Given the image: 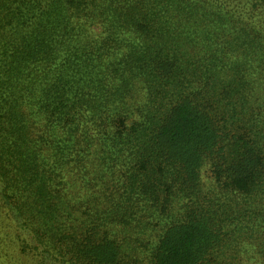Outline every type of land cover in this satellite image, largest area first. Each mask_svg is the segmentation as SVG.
Masks as SVG:
<instances>
[{"label": "trees", "instance_id": "trees-1", "mask_svg": "<svg viewBox=\"0 0 264 264\" xmlns=\"http://www.w3.org/2000/svg\"><path fill=\"white\" fill-rule=\"evenodd\" d=\"M141 237L264 264V0H0V264Z\"/></svg>", "mask_w": 264, "mask_h": 264}, {"label": "rangeland", "instance_id": "rangeland-1", "mask_svg": "<svg viewBox=\"0 0 264 264\" xmlns=\"http://www.w3.org/2000/svg\"><path fill=\"white\" fill-rule=\"evenodd\" d=\"M94 28H95L96 31H99L100 30L98 27H94ZM86 210H87V206H83L82 207V212H84ZM100 210L102 211V210H107V209L104 208V207H101ZM109 230L110 231H113V234H117V237H116V240L117 241H122L123 238L125 237V234H118V232L116 233L114 231V228L113 227L109 228ZM135 236H140V235H135ZM142 240H143V237H141V241L139 243H135L134 240L131 243H132L133 246H135V248H137V249L140 250V249H142L146 245V240L147 239L145 238V240L143 242H142ZM141 242H142V244H141ZM155 243H156V240H154V242H153V244H152V246H151L150 249H152V247L155 245ZM140 251H141V254L138 257L139 258V261L138 262H140L139 264H149V261H150V251L148 253H145V251H143V250H140ZM260 256H263L264 257V254L263 255H260ZM249 258H250L249 255L244 256V259H245L244 264H254V261L251 260V259L249 260ZM260 259L262 260L263 258L261 257ZM138 262L136 264H138Z\"/></svg>", "mask_w": 264, "mask_h": 264}]
</instances>
